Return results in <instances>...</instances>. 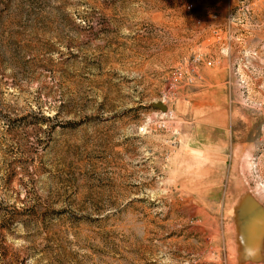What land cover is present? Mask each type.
Listing matches in <instances>:
<instances>
[{
    "label": "rangeland",
    "instance_id": "1",
    "mask_svg": "<svg viewBox=\"0 0 264 264\" xmlns=\"http://www.w3.org/2000/svg\"><path fill=\"white\" fill-rule=\"evenodd\" d=\"M0 264H264V0H0Z\"/></svg>",
    "mask_w": 264,
    "mask_h": 264
}]
</instances>
